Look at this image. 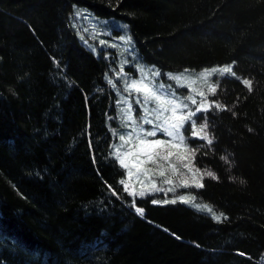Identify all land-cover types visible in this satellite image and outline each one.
Here are the masks:
<instances>
[{
	"label": "trees",
	"instance_id": "trees-1",
	"mask_svg": "<svg viewBox=\"0 0 264 264\" xmlns=\"http://www.w3.org/2000/svg\"><path fill=\"white\" fill-rule=\"evenodd\" d=\"M74 6L161 77L226 66L185 185L128 190L115 54ZM0 264H264V0H0Z\"/></svg>",
	"mask_w": 264,
	"mask_h": 264
},
{
	"label": "rangeland",
	"instance_id": "rangeland-1",
	"mask_svg": "<svg viewBox=\"0 0 264 264\" xmlns=\"http://www.w3.org/2000/svg\"><path fill=\"white\" fill-rule=\"evenodd\" d=\"M74 7L70 22L78 33L97 44L110 46L115 54L113 77L120 129L113 147L125 167L124 182L128 190L140 193L154 188L171 190L172 184L185 185V181L175 179L191 172L183 161L187 156L186 135L194 128L192 114L208 106L206 93L213 88L211 76L227 69L226 66L167 73L161 77L150 65L132 61L124 37L110 35L108 19Z\"/></svg>",
	"mask_w": 264,
	"mask_h": 264
},
{
	"label": "snow or ice",
	"instance_id": "snow-or-ice-1",
	"mask_svg": "<svg viewBox=\"0 0 264 264\" xmlns=\"http://www.w3.org/2000/svg\"><path fill=\"white\" fill-rule=\"evenodd\" d=\"M141 197H144V194L143 193L141 194ZM217 220H219V217H217Z\"/></svg>",
	"mask_w": 264,
	"mask_h": 264
}]
</instances>
